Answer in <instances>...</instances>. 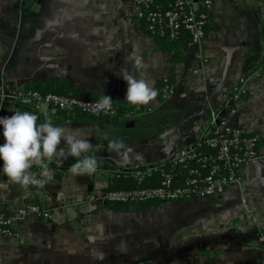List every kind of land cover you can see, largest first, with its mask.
<instances>
[{
  "label": "crops",
  "instance_id": "1",
  "mask_svg": "<svg viewBox=\"0 0 264 264\" xmlns=\"http://www.w3.org/2000/svg\"><path fill=\"white\" fill-rule=\"evenodd\" d=\"M22 1L0 0V116L20 111L5 91L49 78L128 102L123 75L130 74L152 88L148 103H130L119 118L37 124L89 140L88 155L110 169L149 167L208 134L209 110L245 75L247 94L228 102L235 109L229 116L257 136L264 155V0H212L203 41L181 47L179 61L156 48L132 0H32L37 8L27 12ZM165 77L174 88L161 99L157 86ZM114 140L123 143L119 154ZM60 147L67 152L63 141ZM81 158L46 161L50 182L33 165L28 171L41 183L26 188L0 174L8 185L0 199L17 232L0 238V264H258L264 255L263 162L242 167V181L214 197L114 211L86 202L105 190L110 172L97 167L74 176L70 166ZM34 199L49 219L18 214Z\"/></svg>",
  "mask_w": 264,
  "mask_h": 264
},
{
  "label": "built area",
  "instance_id": "2",
  "mask_svg": "<svg viewBox=\"0 0 264 264\" xmlns=\"http://www.w3.org/2000/svg\"><path fill=\"white\" fill-rule=\"evenodd\" d=\"M138 8V16L146 20L149 31H157L161 34L167 32L171 37L185 31L189 36V42L198 46L206 35L207 9L212 0H170L166 8L155 7L156 0H132ZM154 6L155 8H151ZM199 7L204 8L198 9ZM199 55V54H198ZM168 77L162 79L160 91L162 99L168 98L173 93V84ZM247 79L245 75L238 78L234 89L225 95L223 105L213 107L208 113L209 136L198 138L204 139L206 152H198L191 142L173 152L167 161L172 168L186 167L189 162L196 160L200 168H206L208 172L201 175L202 170L190 168V176L183 178V183L177 184L180 178L177 173L164 169L162 164L141 167L138 165L125 167L134 168V177L138 181L143 175L160 173L162 181L155 186L136 185L129 189L103 191L97 195L88 197L89 202L106 204L107 202L140 203L145 201H181L195 198H210L219 195L233 183L243 179L242 167L255 162L264 163V155L257 150V136L247 135L245 127L232 122L231 113L234 106L229 101H237L247 94ZM3 97L13 102L18 107L24 108L37 115L38 119H52L57 112L66 114L83 112L93 116L113 117L117 114V108L112 104L111 109L105 111L98 107V101L79 98L70 94L54 92H41L24 87L11 88L3 93ZM225 108V109H223ZM59 114V113H58ZM198 175V177H197ZM18 184V183H16ZM20 185V184H19ZM32 185H29L30 187ZM241 203H245V197H241ZM81 205V203H77ZM30 213L38 214L49 219V210L42 209L36 204H26L18 209V214L23 217ZM17 232L13 227V218L6 211L0 199V238L15 237ZM264 254V237H258ZM258 264H264V255Z\"/></svg>",
  "mask_w": 264,
  "mask_h": 264
},
{
  "label": "clouds",
  "instance_id": "3",
  "mask_svg": "<svg viewBox=\"0 0 264 264\" xmlns=\"http://www.w3.org/2000/svg\"><path fill=\"white\" fill-rule=\"evenodd\" d=\"M123 79L127 82L125 98L132 104L148 103L154 92L144 79L125 74ZM112 97L104 94L98 101V107L109 110L112 106ZM37 115L31 111H16L11 116H0V135L4 143L0 144V174L6 176L7 181L18 183L23 187L38 185L41 180L28 170L33 165L41 166L40 175L50 182L53 171L45 166L46 161H54L60 165L68 156L82 157L70 166V172L76 175H90L96 172V157L88 155L90 142L87 139L65 135V129L51 122L37 124ZM66 146L67 152L64 147ZM113 149L120 153L124 147L121 141L110 142ZM59 146V147H58ZM7 181H0V189L7 188Z\"/></svg>",
  "mask_w": 264,
  "mask_h": 264
},
{
  "label": "trees",
  "instance_id": "4",
  "mask_svg": "<svg viewBox=\"0 0 264 264\" xmlns=\"http://www.w3.org/2000/svg\"><path fill=\"white\" fill-rule=\"evenodd\" d=\"M170 0H156V2L153 4L155 7L160 8H166L167 4ZM154 6H151V8H155ZM143 26L146 29L147 22L146 20H142ZM146 31L149 33V36L153 39L156 48L162 51L167 52L168 54L172 55L173 61H179L183 58V55L181 52V47L185 48L186 44L189 42V36L185 31H180L177 36L171 37L167 32L161 34L157 31H149L146 29ZM262 34L264 38V24L262 29ZM170 79V78H169ZM170 82L171 79L169 80ZM162 81L160 82L161 86ZM160 86L158 85V97L162 99V91H160ZM24 88L26 89H35L39 90L41 92H54L59 94H70L75 95L79 98L83 99H89V100H96V99H102L103 96L87 92L82 89H78L76 87L68 86L67 81L64 79L59 78H49L46 80H33L28 81L25 83ZM112 104L116 106L117 108V114L113 117H104V116H93L89 115L83 112H74L70 114H66L64 112H57L56 116L52 118L51 121L58 122L62 120H73V121H86L91 120L95 118H119L121 117L125 111H128L131 109L130 103L122 100H112ZM20 111H26L24 108L19 107ZM59 113V114H58ZM37 121H43L42 119H37ZM211 133L207 134L209 136ZM247 135L254 136L253 133L248 132ZM204 139H196L192 143L195 145V148L198 152H206L207 147L205 143H202ZM257 146H258V138H257ZM97 167L107 169L109 170V180L108 184L105 187L104 191L109 190H119V189H129L133 188L136 185H142V186H155L159 185L162 181V176L160 173H151V174H145L142 177L141 181L137 182V179L134 177V168L130 169H124V168H117V169H110L109 166L106 163H99L97 162ZM164 169H168L173 171L174 173H177L178 177L180 178L177 182V184L183 183V178L185 176H190L191 174L188 172V170L191 168H198L202 170L201 175H204L208 172L206 168H200L199 163L196 160H192L189 162V164L186 167L182 168H172L167 162L163 165ZM198 177V175H197ZM194 195H191L189 199H184L181 201H189L194 199ZM164 201H145L140 203H125V202H107L105 205L114 211H129V210H145L151 208L153 205L160 204ZM30 204H37V200L34 199L32 203Z\"/></svg>",
  "mask_w": 264,
  "mask_h": 264
},
{
  "label": "water",
  "instance_id": "5",
  "mask_svg": "<svg viewBox=\"0 0 264 264\" xmlns=\"http://www.w3.org/2000/svg\"><path fill=\"white\" fill-rule=\"evenodd\" d=\"M29 8L36 10L37 4H35L32 0H23L22 1V11L27 12Z\"/></svg>",
  "mask_w": 264,
  "mask_h": 264
}]
</instances>
